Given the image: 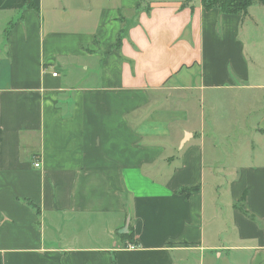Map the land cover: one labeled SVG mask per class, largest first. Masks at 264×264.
Returning a JSON list of instances; mask_svg holds the SVG:
<instances>
[{"label": "crops", "instance_id": "crops-1", "mask_svg": "<svg viewBox=\"0 0 264 264\" xmlns=\"http://www.w3.org/2000/svg\"><path fill=\"white\" fill-rule=\"evenodd\" d=\"M140 1L0 0V264H264L258 5Z\"/></svg>", "mask_w": 264, "mask_h": 264}, {"label": "trees", "instance_id": "trees-1", "mask_svg": "<svg viewBox=\"0 0 264 264\" xmlns=\"http://www.w3.org/2000/svg\"><path fill=\"white\" fill-rule=\"evenodd\" d=\"M146 1L147 0H141L139 5L137 6V10L141 9L144 6L145 11L149 13L150 4H146ZM190 1H184L182 7H187ZM201 4L206 10L217 8L225 14H240L243 17H247L249 14V9L254 5L264 6V0H201ZM27 6L29 8H33V0H27ZM124 33L125 28L122 30L118 38L117 46L121 45ZM198 189L199 188L187 189L183 190V192L190 194L191 192H195ZM124 237L129 238L131 242L133 241V235L131 233L125 235Z\"/></svg>", "mask_w": 264, "mask_h": 264}, {"label": "rangeland", "instance_id": "rangeland-1", "mask_svg": "<svg viewBox=\"0 0 264 264\" xmlns=\"http://www.w3.org/2000/svg\"><path fill=\"white\" fill-rule=\"evenodd\" d=\"M153 1H167V0H147L145 3L146 4H150L151 2H153ZM251 13H252V15L255 17V19L257 20V21H259V22H264V17H263V12H262V9L261 8H259V6L258 7H254L253 8V10L251 11ZM263 25H264V23H263ZM250 27H252L251 25H250ZM253 28V27H252ZM252 35H254L253 33H251ZM174 100V99H173ZM215 101L216 102H218V103H223L220 99H215ZM209 103H208V100L207 99H203V106H200L201 108H200V110H202L203 109V111H204V115H205V122H206V124H208V121H209V105H208ZM203 107V108H202ZM197 127L195 126L194 127V129H196ZM198 131V130H197ZM188 133H194V132H196V130H193V131H187ZM197 134H198V132H196ZM192 143V140L190 139L187 143H186V145L184 146V148L187 146V145H190ZM223 148V147H222ZM220 150H221V148H219ZM205 150H206V165L208 166V167H210V165L212 164V161L211 162H209V160H208V158H209V154H208V146L206 145V147H205ZM176 151V152H175ZM175 151L173 152V157H175L176 155H180V153L182 152V150H179V148L178 147H176V149H175ZM225 152L226 150L225 149H223L222 151H220V152ZM175 155V156H174ZM221 160L222 159H224V157H225V155L223 156V154H219V155H217Z\"/></svg>", "mask_w": 264, "mask_h": 264}, {"label": "built area", "instance_id": "built-area-1", "mask_svg": "<svg viewBox=\"0 0 264 264\" xmlns=\"http://www.w3.org/2000/svg\"><path fill=\"white\" fill-rule=\"evenodd\" d=\"M53 75L54 76H57L56 73H54ZM35 166L36 167H39L40 166V163L39 162L35 163ZM137 248H138V246L135 243H129V245H128V249L129 250H136Z\"/></svg>", "mask_w": 264, "mask_h": 264}, {"label": "water", "instance_id": "water-1", "mask_svg": "<svg viewBox=\"0 0 264 264\" xmlns=\"http://www.w3.org/2000/svg\"><path fill=\"white\" fill-rule=\"evenodd\" d=\"M188 138V135H187V137H186V139Z\"/></svg>", "mask_w": 264, "mask_h": 264}]
</instances>
